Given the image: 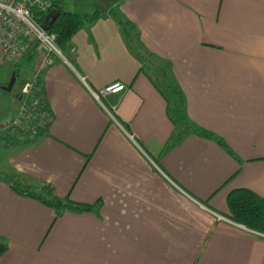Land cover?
<instances>
[{
	"label": "crops",
	"instance_id": "crops-1",
	"mask_svg": "<svg viewBox=\"0 0 264 264\" xmlns=\"http://www.w3.org/2000/svg\"><path fill=\"white\" fill-rule=\"evenodd\" d=\"M111 8L132 24L129 41ZM94 10L42 72L48 129L0 139V264H264V234L227 207L233 189L264 197V0L79 12ZM115 82L126 89L102 106L92 92ZM176 105L224 145L190 131L176 141ZM13 183L94 208L55 218Z\"/></svg>",
	"mask_w": 264,
	"mask_h": 264
},
{
	"label": "built area",
	"instance_id": "built-area-1",
	"mask_svg": "<svg viewBox=\"0 0 264 264\" xmlns=\"http://www.w3.org/2000/svg\"><path fill=\"white\" fill-rule=\"evenodd\" d=\"M58 1L0 0V61L23 57L34 43L44 52L39 64L33 69L31 79L21 86V94L17 97L20 103L17 113L1 129L3 135L22 133L23 140H33L53 119L44 95H35L33 88L45 67L51 63L52 56L63 58V54L55 44V34L42 28L35 20L33 10L49 11ZM125 89L123 83L115 82L103 87L99 92H92V95L103 106L102 98L117 96ZM35 92H39V89ZM111 107L115 110V105Z\"/></svg>",
	"mask_w": 264,
	"mask_h": 264
},
{
	"label": "trees",
	"instance_id": "trees-1",
	"mask_svg": "<svg viewBox=\"0 0 264 264\" xmlns=\"http://www.w3.org/2000/svg\"><path fill=\"white\" fill-rule=\"evenodd\" d=\"M62 1L63 0H59L58 2H56L54 8L46 12H39L33 10V16L35 20L41 26H43L48 22H50V20L55 14H58L57 17L53 20L52 24L50 25L49 31L55 34L56 46L59 48L63 56L67 57L68 51L71 47L70 41L72 36L84 24L93 23L100 16V12L97 10H94L93 12H89V13L79 12V11H65L61 6ZM110 1L116 2L117 0H110ZM109 13H111L115 18H117L118 23L122 25L124 37L126 38V40L129 41L130 33L132 30V24L126 19L124 20L120 19L115 14V11H113V8L109 10ZM131 48L134 52H136L137 57L141 59L140 54L138 53V51H136V48L135 49L133 47ZM37 52H38L37 44L35 43L31 44L29 52L25 54L23 57L27 60H31L34 57L35 53ZM13 72L17 77L18 69L13 70ZM23 84L24 82H22L21 86ZM38 89L39 92H35ZM33 91L35 95L42 94L45 97L42 86L41 75L38 78V81L35 84V88H33ZM174 112L177 117L176 119L182 125L181 127L182 129L178 131V133L176 134V141H178L185 133L189 131L210 139H217L210 132L198 128L194 124L188 123L179 105L175 106ZM50 124L48 125V127L50 126ZM48 127L43 130H40L38 136L44 134L45 131L48 129ZM22 136H23L22 133H17L14 135L12 134L3 135L2 133H0V139L9 144L18 141L21 142L29 141L28 139L23 140ZM217 141L221 145H224L220 139H217ZM13 189L20 194H27L42 200L48 206L55 209V218H57L62 212L69 211L75 213H82V212L92 211L94 208V205L78 203L73 201L69 197L57 198L55 196H51L52 189L49 186H45L44 188H42L45 193H41V191L38 193L31 190V188L28 186L24 187L14 183H13ZM227 207H228L229 217L232 221L241 224L250 230L264 234V197L259 196L254 191L248 188L233 189L232 191H230V193L227 196ZM5 248H6L5 245L0 243V254L5 250Z\"/></svg>",
	"mask_w": 264,
	"mask_h": 264
},
{
	"label": "rangeland",
	"instance_id": "rangeland-1",
	"mask_svg": "<svg viewBox=\"0 0 264 264\" xmlns=\"http://www.w3.org/2000/svg\"><path fill=\"white\" fill-rule=\"evenodd\" d=\"M100 1L101 0H63L62 8L65 11H91V9H94L95 5ZM41 49V47L38 48V51ZM38 53H35L31 60L19 57L12 61H0V125H2L0 126V133L3 132V130H1L3 129V126L5 124L7 125V123H9L17 113V109L20 104L17 99V95L21 94V84L22 82H26L31 79V74L29 73L32 66L37 60H40L44 54V52ZM15 69H18V75L12 89L10 91H6L3 87L7 86L13 70ZM14 102L16 103V106Z\"/></svg>",
	"mask_w": 264,
	"mask_h": 264
},
{
	"label": "water",
	"instance_id": "water-1",
	"mask_svg": "<svg viewBox=\"0 0 264 264\" xmlns=\"http://www.w3.org/2000/svg\"><path fill=\"white\" fill-rule=\"evenodd\" d=\"M58 14H55L52 19L50 20V22H48L47 24L43 25L42 28L46 31L49 30L50 28V25L52 24L53 20L57 17ZM15 79H16V76H15V73L13 72L12 75H11V78L7 84V86L3 87L4 90L6 91H10L13 87V84L15 82Z\"/></svg>",
	"mask_w": 264,
	"mask_h": 264
}]
</instances>
